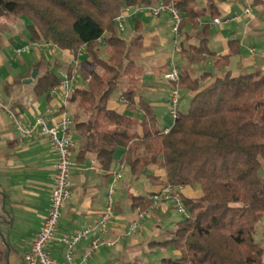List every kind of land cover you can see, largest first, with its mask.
Listing matches in <instances>:
<instances>
[{
    "label": "trees",
    "instance_id": "obj_1",
    "mask_svg": "<svg viewBox=\"0 0 264 264\" xmlns=\"http://www.w3.org/2000/svg\"><path fill=\"white\" fill-rule=\"evenodd\" d=\"M173 3L181 20L178 32L198 28L200 18L219 11L213 2L201 9L197 0H163ZM154 5V0H0L7 14L25 17L30 42H52L75 55L83 49L89 65L85 86L71 101L73 130L80 140L76 160L93 156L100 169L111 173L116 152L138 178L151 165L165 171L166 185L202 190L197 198L181 194L188 216L166 240L177 251L162 264H264V237L258 241V224L264 218V74L230 72L203 84L207 73L193 78L180 72V91L193 92L188 111H178L168 131L137 132L124 114L110 108L124 81L136 72L127 40L118 29L117 17L127 7ZM204 30L207 26H204ZM107 58L101 55L102 42ZM238 39L230 41L227 63L237 53ZM187 62L212 54L207 38L183 48ZM57 72L47 70L36 79L34 91L49 96L59 84ZM121 97L136 107V86L129 79ZM145 122L156 125L151 106L140 102ZM131 208L145 212L151 195L131 193ZM10 246L0 231V264H11ZM23 264H26L24 262Z\"/></svg>",
    "mask_w": 264,
    "mask_h": 264
},
{
    "label": "crops",
    "instance_id": "obj_2",
    "mask_svg": "<svg viewBox=\"0 0 264 264\" xmlns=\"http://www.w3.org/2000/svg\"><path fill=\"white\" fill-rule=\"evenodd\" d=\"M197 1L201 9L207 8L209 1L213 2L219 11L216 18H219L220 22H215L216 18L210 12H206L200 18L198 28L188 26L176 34L173 30L174 18L169 12L154 16L149 12L136 11L134 6L123 11L126 14L124 28L119 31L125 32L123 37L127 40L130 58L136 64V72L129 76L137 90L136 107L129 108L121 97L123 88H126L129 82L127 85L124 84L110 101L109 107L124 113L132 123L134 120H142L144 131H140V125L133 124L134 129L140 134L148 130L166 129L173 124L164 128L158 125V111L165 109L171 112L172 86L164 74L171 69L172 64L177 65L180 72H187L193 78H200L207 73L203 84L212 82L215 76H222L226 72L233 76L254 72L264 74V0ZM160 2L163 0H154V5ZM246 8H250V14H246ZM28 25L25 17H13L0 8V103L13 110L22 122L33 120L39 114H46L50 109L52 110L50 117L56 121L64 106L60 95H52L51 92L49 96L36 95L35 82L37 77L47 70L55 71L54 65L59 64L58 56L66 65V69L61 71L63 75L74 64L77 55L72 59L65 49L36 45L29 50H32V55L29 53L24 57L29 51L17 55L14 52L15 47L31 43ZM204 26H207L206 30L203 29ZM171 28L174 32V48L167 54L164 52V46L167 42L166 34ZM202 38H207V45L212 54H206L200 61L190 64L183 56L182 50L190 45H199ZM234 39L239 40V50L225 63L221 58L230 53V41ZM84 63L86 60L82 64ZM207 66H213L214 71L200 72V69ZM35 68H38V73L34 78ZM79 68L78 87L84 86L88 78V72L85 73ZM182 91H187V94L181 95L179 110L183 99L193 97L190 90ZM140 102L148 104L154 110L157 120L155 126L152 127L150 122H145ZM72 103L70 100L65 106L68 107ZM75 136L76 165L71 171L70 178L72 192L58 225V236L71 235L77 229L97 224L107 202L113 170L121 158L116 160L111 173L102 171L91 155L78 161L76 156L80 140L77 134ZM55 164L56 156L51 140L39 135L22 137L6 109L0 105V231L9 243L11 264L25 262V254L48 214L56 172ZM149 169L151 173L141 177L142 179L138 178L145 181L146 193L129 187L123 182V178L118 183L115 194V218L108 232L104 234V239L107 242L118 237L120 239L115 245H103L87 264H153L149 259L143 258L138 253L139 250H135L140 245V240L133 237L134 234L132 236L122 234L138 217L137 210L131 208V193L152 195L166 186L165 176L164 185L159 187L155 183L160 166L151 165ZM178 191L192 198L202 195V190L191 186H183ZM163 202L157 203L153 208H158ZM144 230L143 228L136 233L145 234ZM146 238L149 237L146 235ZM128 239L129 242L122 243ZM153 244L154 241H150V245ZM89 247L90 239H83L75 247L74 256L77 262H81ZM48 249L57 264H67L66 248L63 244L54 240Z\"/></svg>",
    "mask_w": 264,
    "mask_h": 264
},
{
    "label": "built area",
    "instance_id": "obj_3",
    "mask_svg": "<svg viewBox=\"0 0 264 264\" xmlns=\"http://www.w3.org/2000/svg\"><path fill=\"white\" fill-rule=\"evenodd\" d=\"M140 10H146L154 16L163 12L171 13L174 18L173 30L176 34L178 33L181 17L173 3L160 2L155 5L137 6L136 11ZM245 12L246 14H250V8H246ZM125 17L126 14L124 12L117 17L119 30H123L124 28L123 22ZM215 22H220V19L216 18ZM33 45L38 47H51L54 49L59 48L56 44L49 41L31 42L15 47L14 52L20 55L25 51H29ZM83 51L82 49L79 54H83ZM79 65L80 62L75 59L70 69L63 73L59 84L54 86L50 91L52 95L59 94L64 104L59 118L56 121L50 117V112L52 111L50 109L46 114H39L33 120L22 122L13 110L7 105L0 103L8 112L9 117L15 123L17 131L22 137L39 135L49 138L53 144L54 154L56 156V172L48 214L40 230L33 238L29 250L25 254L26 264H57V261L50 254L48 249L49 244L54 240L65 246L67 264H87L103 245H115L120 239V237H118L111 242H107L104 239V234L108 232L109 226L115 218V194L117 192L118 183L123 178L124 172L127 169L126 161H118L116 163V168L113 170L112 180L108 189L107 202L97 224L93 227L90 226L77 229L71 235H57L58 225L62 218L64 208L71 197V171L76 165L74 152L77 147V140L73 130L74 120L71 113L66 109L65 104L71 100L78 88ZM164 77L172 86L171 114L175 119L178 116L181 97L179 67L172 64L171 69L164 74ZM168 130L169 128L165 129V131ZM180 188L181 187L176 188L172 185H166L160 192L151 195L153 202L157 204L161 201L173 200L178 211L185 217L188 216V210L182 201L181 193L178 191ZM137 211L138 217L124 229L122 232L123 235L132 236L136 232L143 230L142 218L144 212L140 211V208H137ZM83 239H90V247L82 256L81 262H77L75 260L74 250Z\"/></svg>",
    "mask_w": 264,
    "mask_h": 264
},
{
    "label": "rangeland",
    "instance_id": "obj_4",
    "mask_svg": "<svg viewBox=\"0 0 264 264\" xmlns=\"http://www.w3.org/2000/svg\"><path fill=\"white\" fill-rule=\"evenodd\" d=\"M141 11L146 12V13L148 12L146 10H141ZM13 17H15V16H13ZM121 34H122V36H125V32H121ZM166 37H167V42H166V45L164 46V52L168 54V53H171L173 48H174V32L172 31V28L167 32ZM102 45H104V46H102V48H101V55L104 58H107L108 54H107V51L105 48L106 47L105 42ZM67 51L69 54L68 56L72 59H75V56H76L75 53L71 50H66V52ZM31 52H32V50L27 52L28 54L25 53L24 57L29 55V53H30V55H32L33 53H31ZM58 54H60V53L58 52ZM86 56L87 55L85 53H83V54L77 55V57H76L77 60L81 63V67L79 68V70H81V68H82V70H84L85 73H87L89 71V65L87 66V62L82 64L86 60ZM58 59H59V64L54 65V70L60 76V75H62L61 71L62 70L64 71L66 69L65 68L66 65H65L63 60L62 61L60 60L59 56H58ZM204 70L213 72L214 67L213 66H207L204 69H200V72L201 71L204 72ZM128 80H129V76L126 78V81H124L125 85H127ZM85 81H87V80H85ZM83 82H84V80H83ZM83 85L85 86L86 82ZM186 92L187 91H182L180 93H181V95H186L187 94ZM72 102L73 103L70 104V106L66 107V109L71 114L78 110V103L76 101H72ZM190 106H191V99H190V97H187V98L183 99V102L181 103L180 110L182 112H186L189 110ZM158 118H159L158 119V125L160 128H164L165 126H169L174 122V117L172 116L171 112L168 110H165V109L158 111ZM133 122H134L133 123L134 125H140V128H139L140 131H144V128H142L143 124H144V123H142V120H134ZM115 157H116V160L121 157V149H119L116 152ZM148 173H151L150 169H148L144 174H142L138 178L140 179L141 177L146 176ZM157 175H158V179L155 181V183H156V185H158L160 187V186L164 185V183H165V181H164L165 171L161 168L157 172ZM138 178L131 175L130 171L128 170V165H127V169L125 170L124 177L122 179L123 182H125V184L128 185L129 187L137 188L142 193H146V190L144 187L145 181L144 180H138ZM195 188H198V187H195ZM200 191H201V189H200ZM161 202H163V201H161ZM155 205H156L155 202H153L152 206L148 210H146V212H144V215L142 218V224H143V228L145 229L144 230L145 234L136 233L133 235V237H136L140 240V245L135 250H139L138 253H140V255L143 258L149 259L153 264H162V259L164 257H174L177 254V252L173 246H171V245L166 246L165 243H166V240L171 237L172 230H174L175 225L179 221H181L185 216L178 211L173 200H167L166 202L161 203L160 205H158V208H153ZM257 228H258V234L256 235V238L258 241L262 242L261 238L264 237V218L258 224ZM146 235L149 238H146ZM150 241H154V244L150 245ZM124 242H129V239L126 241H123L122 243H124Z\"/></svg>",
    "mask_w": 264,
    "mask_h": 264
},
{
    "label": "water",
    "instance_id": "obj_5",
    "mask_svg": "<svg viewBox=\"0 0 264 264\" xmlns=\"http://www.w3.org/2000/svg\"><path fill=\"white\" fill-rule=\"evenodd\" d=\"M38 73V68H35L33 71V77L35 78L37 76ZM27 82H30V80H27Z\"/></svg>",
    "mask_w": 264,
    "mask_h": 264
}]
</instances>
